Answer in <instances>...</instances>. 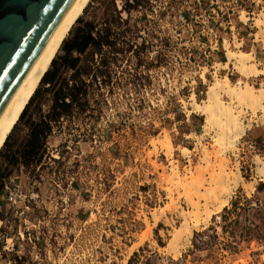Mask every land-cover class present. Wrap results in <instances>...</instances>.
I'll return each instance as SVG.
<instances>
[{
  "label": "rangeland",
  "instance_id": "374dc122",
  "mask_svg": "<svg viewBox=\"0 0 264 264\" xmlns=\"http://www.w3.org/2000/svg\"><path fill=\"white\" fill-rule=\"evenodd\" d=\"M200 1L88 3L47 70L49 75L57 73L55 83L48 86L41 81L0 150V264H264V177L255 163L256 158L264 160V106L255 111L238 109L246 124L243 135L234 149L222 150L217 158L211 153L208 163L202 159V149H214L213 134L203 130V115L186 112L192 109L188 96L197 89L190 81L200 72L205 85L202 95L195 97L198 102L205 99L214 71L255 88H264V72L243 75L231 64L224 68L222 48L206 51L212 67L203 65V60L198 67L192 56L188 59L178 50L182 43H196L197 36L208 44L215 32L219 42L226 39L224 47L251 51L255 58L249 62L262 69L264 31L256 18L264 0H259L258 15L252 19L260 38L253 46L248 39L243 46L231 39L226 23L228 11L254 8L251 0ZM231 18L238 23L236 15ZM87 25L95 27L92 35L97 39L111 43L89 46L84 54L71 53L79 59L76 73L63 65L65 49ZM202 27V34H195ZM247 31L242 26L238 36ZM205 49H200L201 58ZM181 79L188 93L181 100L187 120L182 112L172 113L179 107V96L171 93ZM66 84L77 85L82 93L67 114L53 121V95ZM222 98L229 101L225 94ZM50 120L49 135L32 160L25 152L33 123L43 129ZM165 132L172 142L171 157L160 144L151 145ZM182 147L189 150L185 155ZM220 157L227 171L240 172L248 188L241 183L233 186L229 202L205 224L201 220L174 255L168 247L170 236L181 223L182 210L189 207L180 187L167 180L169 162L174 161L181 174L187 168L207 166L209 172ZM207 171L202 172L204 177ZM93 206L100 210H91ZM161 208L164 213L153 226L152 211ZM86 217L108 222L84 233L79 220ZM95 227L98 233L103 229L107 233L99 243L105 254L97 247ZM145 232L142 243L134 247Z\"/></svg>",
  "mask_w": 264,
  "mask_h": 264
},
{
  "label": "bare ground",
  "instance_id": "6f19581e",
  "mask_svg": "<svg viewBox=\"0 0 264 264\" xmlns=\"http://www.w3.org/2000/svg\"><path fill=\"white\" fill-rule=\"evenodd\" d=\"M90 1L91 0L72 1L19 88L1 114L0 150L14 126L17 124L22 112L35 93V90L41 83L51 62L56 57L62 42ZM241 17L245 19L244 13L241 14ZM256 24L260 25L264 31V8L259 13V17L256 18ZM262 42L264 46V34L262 36ZM225 47L224 68H228L231 64L238 73L243 75H257L259 70L264 72V64L262 69H259L254 63L249 62L250 59L254 60L255 58L251 51H233L229 47ZM220 65V62L216 63V66ZM201 76L205 80L204 73H202ZM222 94H225L229 101L224 100ZM190 105L192 109L187 108V114L189 115L191 111H195L203 115L204 124L202 128L208 132L211 131L213 134L211 138L214 137V143L212 142L214 149L210 152L206 150L207 148L202 149V159L208 163L211 153L217 158L223 153L222 150L235 148V143L238 141L239 137L243 135L245 131L244 125H246L241 122L240 110L238 109L248 108L249 110L252 109V111H255L258 108H262L264 106V88H255L253 85L240 78L233 82L228 75L225 74L220 77L217 72L214 71L213 79L206 89L205 99L198 102L194 94H192ZM156 144H160L161 148L165 149L167 157H171L172 142L167 132L162 135L161 139L158 138V141L151 142L153 147ZM180 149L184 155L189 151L186 147ZM217 160V167L209 172L207 171L209 168L207 166L204 170H192L191 168H187L182 174L179 172L174 161L171 160L169 162L170 166L168 168L170 174L167 176V180L172 181L176 186L180 187L182 195L185 197V201L189 207L188 210H182L181 223L170 236L168 247L174 252V255L178 253V246L181 245L180 243L182 241H189L193 229L199 227L200 223H202L201 220H203L202 224H205L204 222L208 220L211 214L220 211L221 208L229 202L231 194L233 193V186L241 183L245 189L248 188V184L246 186L243 177L237 169L234 171H227L225 159L220 157ZM255 163L257 164L258 172L264 177V160L256 158ZM208 165L210 166V164ZM205 170L208 172L207 177H204V173L202 174ZM203 189L204 191H202ZM169 193L171 192L169 191ZM200 198L202 200L204 199V202L202 201L200 203ZM171 201L172 204H174V200L171 199ZM163 213L162 208L158 211H152L153 226ZM149 230L150 227L148 226L147 232ZM145 236L146 232L139 237L134 247L140 245Z\"/></svg>",
  "mask_w": 264,
  "mask_h": 264
},
{
  "label": "water",
  "instance_id": "95a60500",
  "mask_svg": "<svg viewBox=\"0 0 264 264\" xmlns=\"http://www.w3.org/2000/svg\"><path fill=\"white\" fill-rule=\"evenodd\" d=\"M73 0H0V116Z\"/></svg>",
  "mask_w": 264,
  "mask_h": 264
},
{
  "label": "built area",
  "instance_id": "2783aa9c",
  "mask_svg": "<svg viewBox=\"0 0 264 264\" xmlns=\"http://www.w3.org/2000/svg\"><path fill=\"white\" fill-rule=\"evenodd\" d=\"M196 2L198 4H200L201 1L200 0H196ZM251 3H254V8H248V9L243 8L242 10L237 11V12H235V11H231V12L228 11L227 12L228 20H227L226 23H227V26H228V29H229L230 37H231V39H234L235 38L236 41L238 43H240V46L246 45L247 39L251 41V46H253L254 44H257L259 42V39H260L259 38V35H258V27L255 24L254 20L252 21V19L255 17V15H258V12L257 11L259 9V5H258L259 4V0H251ZM250 6H251V4H250ZM214 8L215 7H213L212 10ZM213 12H214V10H213ZM241 12L244 13V16L246 17L245 20H242L241 19V14H242ZM233 15H236L237 16L238 23H234V18L233 19L231 18ZM248 21H249V24L247 23ZM242 26L245 27V30L248 29V31H247V33H245V35L241 34V36H238L239 33H240V31L242 30ZM208 30L212 32L213 31V28L209 27ZM203 31H204V28L202 27L200 30H196L195 34H198V33L199 34H202ZM189 33H190V35H192L193 34V29H190V32ZM199 39H200V36H197L196 37L197 42L196 43L193 42L191 45L182 43L181 46L178 47V50H181L183 55L186 54V57H188V59H190L191 58L190 56H192V59H193L192 63L193 64H196V66L199 67L200 62H202V60H203V65H206V66L207 65H210L212 67L214 65L212 63L213 62L212 61L213 59H210V57L206 54V51L209 52L208 54H211V53L220 51V48H222L224 50L225 49L224 45H225V42H227V41H226V39L221 38V41L219 42V38L216 37V33L215 32H214V38H213V40H211L208 44H205L204 42L203 43L200 42ZM228 42H229V45H230V41L229 40H228ZM203 46H205L206 49H205V52H203V58H201L202 55L200 54V49ZM180 60H181V58H180ZM178 62H181L182 64L184 63L183 60L178 61ZM207 63H210V64H207ZM198 70L199 69H197V71L194 70V74L195 75H196V73L198 74L200 72ZM183 81L184 80L181 79L180 80V84H178L175 87V91H173V93H171V94H176L177 96H179V99H178L179 107H178V109L176 108L175 111H172V113L175 114L176 111L182 112L184 114L186 120H187L188 119V116H187V114L184 113L183 104H182V101H181L182 99H184V97H187L188 96V93H185L184 92V90H185V83ZM190 82H193L194 83V84H192L191 87H193V88L196 87L197 89H196V91H192L189 94L188 98L191 99V95L192 94H194V97H200L202 95V93H203V87L202 86L205 85V83L203 81V78L201 76V72L198 74V77H197L196 80L194 78V79H191ZM148 109H149V107H148ZM147 114L149 115L150 113L147 111ZM194 114L197 115L196 112ZM258 114L261 115V111H258ZM147 119L149 120V118H147ZM91 210H95V212H97L100 209L97 206H93L91 208ZM107 222H108L107 220L102 221V219L90 220L89 218L86 217L84 219L79 220V225L81 226V229L83 227L84 233H89L93 229L91 227H94L96 225H98V227H100L103 224H107ZM95 229L97 231V234H96V241L98 243L97 244V247L105 254L104 247H101L99 245V243H104V240L103 239H106L107 238V233L105 232L104 229L102 230L103 232H101V233H98V228L95 227ZM130 233L131 232H128L127 235H129ZM121 238L124 239V240H126V237H121ZM112 239H116V238H112ZM118 240L121 241L120 239H118ZM117 249H118V253L119 254H122L121 253V250L119 249L118 246H117Z\"/></svg>",
  "mask_w": 264,
  "mask_h": 264
},
{
  "label": "trees",
  "instance_id": "16d2710c",
  "mask_svg": "<svg viewBox=\"0 0 264 264\" xmlns=\"http://www.w3.org/2000/svg\"><path fill=\"white\" fill-rule=\"evenodd\" d=\"M94 28L95 27L92 26L88 27L87 25L82 31L78 32L70 40L68 47H66L65 49V57L63 58V65L65 67L75 70L74 72L77 73L79 59L77 57H72L71 53L77 52L78 54H84L89 46L98 48L104 43H111L107 38L102 41L101 38L97 39L94 35H92ZM56 74L57 73H53L49 75L48 72H46L42 78V81L48 84V86H52L55 83ZM66 86H68V84H66ZM66 86L56 91L53 95V102L51 105V118L53 121H58L61 115L67 114L73 102H75L78 96L82 93V89L77 85H71L68 87ZM49 122L43 123L45 124V128L43 129H41L37 123H33L34 125L31 128L30 133L31 138L28 142L29 149L25 152V155L30 156L32 160H35L36 157L40 154L39 152L45 143L47 135H49L51 120Z\"/></svg>",
  "mask_w": 264,
  "mask_h": 264
}]
</instances>
